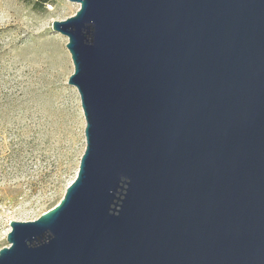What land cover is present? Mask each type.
Returning <instances> with one entry per match:
<instances>
[{"label":"water","instance_id":"water-1","mask_svg":"<svg viewBox=\"0 0 264 264\" xmlns=\"http://www.w3.org/2000/svg\"><path fill=\"white\" fill-rule=\"evenodd\" d=\"M86 150L0 264H264V0H69Z\"/></svg>","mask_w":264,"mask_h":264},{"label":"rangeland","instance_id":"rangeland-1","mask_svg":"<svg viewBox=\"0 0 264 264\" xmlns=\"http://www.w3.org/2000/svg\"><path fill=\"white\" fill-rule=\"evenodd\" d=\"M69 0H0V250L12 221L37 220L76 179L86 120L68 38Z\"/></svg>","mask_w":264,"mask_h":264}]
</instances>
